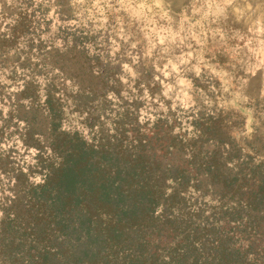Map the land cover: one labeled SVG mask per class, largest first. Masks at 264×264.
Here are the masks:
<instances>
[{
    "label": "trees",
    "instance_id": "obj_1",
    "mask_svg": "<svg viewBox=\"0 0 264 264\" xmlns=\"http://www.w3.org/2000/svg\"><path fill=\"white\" fill-rule=\"evenodd\" d=\"M110 118L89 141L54 117L42 183L0 162V264H264V162L223 118L179 132L132 104Z\"/></svg>",
    "mask_w": 264,
    "mask_h": 264
},
{
    "label": "rangeland",
    "instance_id": "obj_2",
    "mask_svg": "<svg viewBox=\"0 0 264 264\" xmlns=\"http://www.w3.org/2000/svg\"><path fill=\"white\" fill-rule=\"evenodd\" d=\"M190 8L162 0H0L5 170L42 183L60 162L51 151L54 117L59 131L90 141L130 104L148 128L163 118L186 131L195 120L221 117L232 147L264 162V83L231 77L221 19L197 18ZM10 194L0 183V198Z\"/></svg>",
    "mask_w": 264,
    "mask_h": 264
},
{
    "label": "crops",
    "instance_id": "obj_3",
    "mask_svg": "<svg viewBox=\"0 0 264 264\" xmlns=\"http://www.w3.org/2000/svg\"><path fill=\"white\" fill-rule=\"evenodd\" d=\"M172 9L191 4V12L222 22L223 43L231 54V77L256 78L264 83V0H178ZM192 15V14H191Z\"/></svg>",
    "mask_w": 264,
    "mask_h": 264
}]
</instances>
